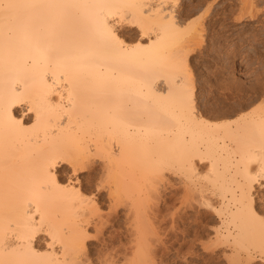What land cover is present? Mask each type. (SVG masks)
<instances>
[{"label": "bare ground", "instance_id": "1", "mask_svg": "<svg viewBox=\"0 0 264 264\" xmlns=\"http://www.w3.org/2000/svg\"><path fill=\"white\" fill-rule=\"evenodd\" d=\"M148 1L0 0V264H94L87 227L94 224L97 233L107 217L82 184L62 185L59 170L66 165L77 175L95 159L111 179L108 198L118 200L110 207L130 200L132 256L123 264H157L144 259L145 244L155 236L158 245L167 243L156 231L161 220L154 228L150 220L155 234L147 228L148 240L143 227L162 198L157 188L159 198L142 195L147 171L158 183L169 181L166 173L179 176L164 198L170 202L182 188L173 197L181 215L185 210H174L179 220L195 205L212 211L210 247H227L236 261H264V116L216 124L210 119L231 116L195 111L185 72L190 43L182 40L194 27L181 29L176 3L175 10L165 3L171 0ZM128 31L138 35L135 43L126 41ZM202 168L210 189L196 179ZM188 239L174 240L201 236ZM102 252L97 264H118Z\"/></svg>", "mask_w": 264, "mask_h": 264}, {"label": "rangeland", "instance_id": "2", "mask_svg": "<svg viewBox=\"0 0 264 264\" xmlns=\"http://www.w3.org/2000/svg\"><path fill=\"white\" fill-rule=\"evenodd\" d=\"M152 1L153 4L151 3ZM160 1L161 0H159L156 3V0H151V1L149 0L148 2H150L152 5L154 4L156 5ZM169 2L170 1L165 2L167 8L170 9L176 3L175 6L177 7L175 8L174 6L173 10L177 9L175 11L181 12V13L178 12L181 16L180 17L181 29L184 30L185 28V30L187 31V29L192 25L195 28L189 30L191 28L190 27L187 32L188 34L189 33L190 34L187 36L186 33L185 34L183 33L185 37L184 35L182 37L183 41H185L186 43H190V47H188V49L191 50V52H189L190 56L188 55L189 56L188 68L189 71L191 69L190 71L191 75L189 74V71L187 70L184 71L187 74V76L185 75L186 78H188V81L190 80L188 83H190L192 86L190 87L189 84L187 83L188 84L187 88L190 91L192 90L191 92H193L192 96L194 98L193 97L192 98L194 100L193 106L195 107V111H197L201 116H231V117H222V119L211 118L210 120H212V122L216 124L232 122L233 120L235 121L236 119H238L240 116H264V0H249V1L247 0H177V1L171 0V3ZM245 2H247L246 3L247 5L244 4ZM245 10H247L248 13ZM241 13L245 15L243 14L241 15ZM198 15L202 18H200ZM200 30L202 31L200 32ZM128 32H126L128 36L125 34V36H127L125 38L126 41L129 43H135L138 35L132 32H129L128 34ZM162 88L165 89L164 87ZM26 116H31V114H27ZM100 161L98 159L97 160L95 159L93 161L94 165L93 163L91 165L92 169L87 171L84 170L82 171L83 173L81 172L77 175H72L71 169H69L66 165H64L59 170L60 171L59 174H61L59 175L60 177L59 181L62 185H65L68 181L69 182L71 181V183L74 182L73 184L76 183L82 184L81 189L83 194H85L84 196L87 198L94 197V200L96 201L99 207L98 211L100 212V215L102 216L105 214L104 217H107V219H105V221L107 220V224H104L105 226L102 225L106 229L102 228L101 226V228H99L96 233V230H94L95 228L94 224H90V226L88 225L87 227V234L91 237L93 235L94 237V238L92 237L91 240H90L91 237H89L88 240L90 241L86 242L89 252L91 251L90 255L92 257L91 256L90 257L94 259L93 261H95L93 263L97 264L96 259L98 258V253H103L102 251L104 252L110 251L113 254L112 256L115 257L114 260H116L118 264H123V262H126L125 260L129 259L128 257L132 256L131 255L132 247L130 248L132 243L130 240L133 237L131 233V230L133 228H131L130 230L129 225H131V227L133 226L131 223L128 225V223L131 221L130 219L131 216L127 214L129 212V211L127 212V210H129L128 207L130 206V202H129L130 200L128 201V199L124 198V195H121L123 196V199H126L129 202L128 204L124 202L127 205V209H126V205L124 206L122 203L123 201L126 200H122V197L121 200L119 199L122 204L119 203L120 205H118L113 209H112L113 206L110 207L113 201L111 202V197L108 198L107 192L109 193V190H106L107 189L106 183L108 182L109 184V181L107 180H109L110 178L108 179L107 177L104 178L106 175L104 176V173L102 171L103 164L102 161L101 162ZM204 168L200 169L202 171H200L199 174L200 176L198 175L196 179L197 181L200 182L198 184H202V185L205 184L206 187L210 189L211 185L208 182V180H205L207 178L204 177L206 176L204 174L206 173L204 172L206 171L205 170L206 168L205 169ZM146 173L147 174L144 173L145 180L141 179L142 181L140 182V185L142 184L141 187L142 195L147 194L146 191L147 192L149 191L148 193L150 194L148 195L150 196L151 194L154 195L156 193L158 194L160 193L159 197L161 196L162 198L160 197L161 199L155 200V202L160 201L158 204L159 206L156 205L158 202H156V204H153L155 203L154 201L152 203L153 206L151 204L150 205L152 207L157 206L156 208L159 209V211L161 210L162 213L158 212L157 214V209H155L154 207L156 213L153 212L154 213L152 214L153 217H155V215L157 214L161 219L156 216V218L159 219L154 218L153 221L152 219H150L152 215H150L151 217L148 218L149 214H151L149 213L150 211H148L147 212L148 216L145 218L146 219L145 222L146 221L149 222L147 223L146 227L143 225L144 229L146 230L144 231L145 233L147 232L149 227H151L152 225L151 223L155 225V226L152 225L154 228L157 226L158 220L163 221V222L159 221L158 224L159 228L158 230H156L157 228L155 230L159 231V234L158 232L157 234L160 237L163 238V236H165L164 240L167 243H163V245L162 244L158 245V242L153 240L155 239L156 236L154 238L151 236V234L152 235L155 234V233L153 234V231H151V229L153 228L149 229L148 233H150V235L146 233L147 240L149 238L148 235L152 237V239H150V241L145 244L148 246V249H145L148 253H146L147 255L145 254L147 258L145 256L144 259L147 260L150 259L154 261L156 260L157 262L156 261L155 262L157 264H172V263L173 264H236V263L264 264V261L259 258H253L250 259V261L246 259L244 260L241 259L240 261L239 260L236 261L234 258L231 257L230 249H228L227 247L213 246L214 247L213 248L212 245L210 247V244L213 240L212 231L214 227L217 225L216 220L213 218L214 215L212 211L205 207H200L198 205H195L194 209L192 208L191 210L190 209L187 210L186 219L180 218L181 220H179L178 217L184 215L185 210L181 215V211H183V209L182 210H179V208L177 209L178 203L177 201L173 200V197L175 196H173L170 199V202L169 199H167L168 203L166 202V200H164V198L165 199L169 198V196L172 195V192L174 194V191H172L173 188L171 189L170 186L171 184L174 185L176 184V186L179 185V179H180V178L178 179L179 176L174 175L173 173H166L165 179H168L169 181L165 180L163 183L159 182L160 183V187H159L158 181L157 182L155 181L156 178L155 173H152L151 171H147ZM100 179L102 180L103 184L101 183ZM128 181L129 180L127 179L126 184H128ZM143 181L144 182L146 181V183H144ZM167 182H169L170 184L168 185ZM164 183L166 184L165 187L163 188L161 187L162 186L161 184ZM101 185L106 187L103 191H101L102 190L100 187ZM96 186L97 187L99 186L100 188L99 187L97 188ZM153 188H155V191ZM156 188L157 190L160 189L161 191L158 190V192H156ZM149 189H153L154 193H152L151 192L152 190ZM209 189L208 191L204 192L205 196L207 195L208 197L210 196ZM158 194H156L157 198H159ZM175 194L176 197H179L180 194L182 195V188L181 190L178 189V191L175 192ZM154 197L155 195L152 198ZM172 200L174 201V203L172 202ZM211 200L212 202H214L213 199ZM117 202L113 203V205L118 204ZM175 209L180 211V214L178 213L180 216H177L178 214L176 215L177 212L175 213L174 211ZM153 210H151V212ZM98 211H96L97 214L99 213ZM116 211L118 214L116 213ZM108 213H110L112 216L111 215L107 216ZM173 213H175L177 217L175 218L178 219L176 223L173 222L174 220L173 217H170L171 214ZM200 213H202L203 216L204 215L205 216L203 220L199 219V221L201 222L200 224H196L195 219L199 218L198 216L200 215ZM167 214L169 216H166ZM175 215L173 214V216ZM108 219H110L111 221ZM91 221L95 222L96 216L95 218L93 217ZM125 223L126 225H124ZM142 223H144V221H142ZM170 225L172 226L171 228H173L174 230L169 228ZM178 228L180 230H178ZM160 229L163 230L161 231ZM187 229L189 231H187ZM186 231L188 232V234ZM98 232H100L101 234L100 233L98 234ZM169 233L170 235H168ZM195 233L196 234L199 233L201 236V240L198 242L188 241L187 243L180 245L179 243H176L174 240L177 237L181 238L183 235H187V238H189L188 240H193ZM151 241H153L152 243L153 245L149 244L151 243ZM104 242H106V244ZM148 244L151 246L150 248ZM202 244H204L203 246L205 247H203ZM147 246H145L144 248H147ZM156 246L157 248L154 249ZM152 248L154 249V251H152L153 250ZM149 252L150 253L154 252L152 253L154 255L150 254ZM125 257H127L128 259H126Z\"/></svg>", "mask_w": 264, "mask_h": 264}]
</instances>
